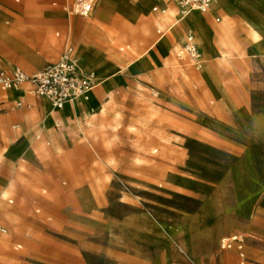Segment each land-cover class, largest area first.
<instances>
[{
	"label": "rangeland",
	"instance_id": "1",
	"mask_svg": "<svg viewBox=\"0 0 264 264\" xmlns=\"http://www.w3.org/2000/svg\"><path fill=\"white\" fill-rule=\"evenodd\" d=\"M73 1L0 0V71L71 47L112 81L49 129L38 103L19 124L0 91V264H264V0H217L168 30L176 0H96L84 17ZM188 29L200 69L178 56ZM91 70L92 95L108 77Z\"/></svg>",
	"mask_w": 264,
	"mask_h": 264
},
{
	"label": "built area",
	"instance_id": "2",
	"mask_svg": "<svg viewBox=\"0 0 264 264\" xmlns=\"http://www.w3.org/2000/svg\"><path fill=\"white\" fill-rule=\"evenodd\" d=\"M215 0H178L177 5L182 18L192 11L205 12L209 10ZM96 0H74L69 13L87 16L92 11ZM180 58H187L196 68H200L203 61L201 53L192 34L187 33L183 46L179 51ZM28 85V91L35 97L48 99L51 104L60 109L72 98L83 96L98 85V80L92 72L83 70L69 47L63 51L57 60L45 64L34 73H26L19 68L0 71V90L19 89ZM22 103L16 102L20 107ZM7 232L0 224V235ZM240 242L237 235L222 239L221 247H230L231 242ZM240 247V246H239ZM240 264H244L241 260Z\"/></svg>",
	"mask_w": 264,
	"mask_h": 264
},
{
	"label": "crops",
	"instance_id": "3",
	"mask_svg": "<svg viewBox=\"0 0 264 264\" xmlns=\"http://www.w3.org/2000/svg\"><path fill=\"white\" fill-rule=\"evenodd\" d=\"M118 1H120V0H99V2H98V4L100 5V7H102L103 9H113L114 7H116V5H115V3L116 2H118ZM176 2V1H175ZM107 3L108 4H110V7L107 5ZM215 3H217V0H215L214 2H213V4H215ZM225 2H223L222 3V5L224 4ZM221 5V6H222ZM212 7V6H211ZM219 8H221V7H217V8H212V9H219ZM152 10L153 11H155L156 10V7H153L152 8ZM201 13V12H200ZM202 14H204V13H202ZM78 16V15H77ZM187 17V16H186ZM185 17V18H186ZM185 18H183V19H179V16H178V19L177 20H175V21H173L172 23H169L170 25H169V27L167 28V30L172 26V25H176L177 23H179V22H183V20L185 19ZM158 19V20H157ZM150 21H152V22H155L157 25L159 24V15L158 14H154V15H152V17L149 19ZM220 20H222V19H220ZM220 20H216V21H220ZM215 21V22H216ZM77 23V21H74L73 22V24L72 25H75ZM217 23V22H216ZM208 24H209V20H208V17L206 16V15H204V18H203V27H206V29H207V27H208ZM188 25H186V24H184L183 25V29L182 30H184L186 27H187ZM189 27V26H188ZM218 28V27H217ZM208 30V29H207ZM156 33H161V30H159V29H156ZM187 33H190V34H192V36L194 37V34L192 33V31L191 30H186V32H185V35H184V39H185V36H186V34ZM163 36H162V34H161V36L157 39V41H156V43H159V41H160V39L162 38ZM212 40H213V45L212 46H214V44H216V45H220L219 44V42H217L218 41V32H217V30H216V33L214 34V36L212 35ZM184 39H183V41H182V46H183V42H184ZM194 40H195V37H194ZM195 43H196V40H195ZM152 45H155V43L154 44H152ZM196 45H197V47H198V50H199V52L201 53V58H202V61H203V65H205L206 66V63H207V59H206V57H205V55H204V53L200 50V47H199V45L196 43ZM182 46H181V48H182ZM153 48V47H152ZM151 48V49H152ZM88 53V52H87ZM75 55H76V58H77V60H78V63H79V65H80V67L82 68V67H85V68H82L83 70H85V71H90L92 68H100V74L102 75V76H105V75H107V77H108V79H107V82H106V85L105 86H102L101 87V89H98V91H96L95 93H93L92 95H91V97L88 99V100H86V101H81V100H69L70 102H68V104H67V106H66V109L65 108H60V109H54L51 113H49V114H47V112L43 109V99L44 98H38V97H35L32 93H30L29 91H28V89H29V86L28 85H23L21 88H19V89H11V90H6V92H8V91H10V94L9 95H5L4 93L2 94V97L3 98H6V99H8V100H12V99H16V102H18V101H20L21 103H22V105L20 106V107H17L16 106V109L14 110V115H13V117L17 120V122L19 123V124H23L24 126H27V119H26V117H25V112H24V109H23V107H26V108H30V107H32V106H35V104L36 103H38L39 105H40V107H41V109H42V113H43V127L44 128H46V129H49L50 128V124H51V122H52V120H54V119H57V120H60V121H62V120H64V119H66V118H70L72 115H74V114H76V113H78V112H80V111H82V110H86L87 112H90V111H92L93 109H94V106L96 105V103H97V100H98V97H99V95H100V93L104 90V89H106L111 83H112V81H111V77H109L110 76V74L109 73H107V74H105L104 73V71H105V65H104V63L102 62V60H101V58H98V57H96V56H92V55H90L89 53H88V55L95 61V63L92 65H89V64H87V63H85L84 61H83V63L84 64H82V62H80V59L78 58L79 57V55H78V53H76L75 52ZM60 56V55H59ZM58 56V57H59ZM80 57L82 58V55H80ZM58 59V58H57ZM57 59H55V60H57ZM179 59H183V58H179ZM55 60H53V61H55ZM53 61H50V62H53ZM47 63H49V62H46L45 64H47ZM44 64V65H45ZM82 64V65H81ZM43 65V66H44ZM42 66V67H43ZM41 67V68H42ZM40 68V69H41ZM39 69V70H40ZM200 69V68H199ZM32 73H34V72H32ZM30 74V73H29ZM97 78V77H96ZM97 80H98V85H99V78H97ZM97 85V86H98ZM96 86V87H97ZM0 91H3V90H0ZM5 92V93H6ZM35 103V104H34ZM25 117V118H24ZM4 118H0V123H3L4 122ZM3 121V122H2ZM18 147L19 146H12V147H9L7 150V154L6 155H4V157L5 156H12V155H14V154H16L17 152H18ZM6 150V149H5ZM1 225H3V224H1ZM4 226V225H3ZM17 247H19V245L17 246Z\"/></svg>",
	"mask_w": 264,
	"mask_h": 264
},
{
	"label": "bare ground",
	"instance_id": "4",
	"mask_svg": "<svg viewBox=\"0 0 264 264\" xmlns=\"http://www.w3.org/2000/svg\"><path fill=\"white\" fill-rule=\"evenodd\" d=\"M97 1H98V0H97ZM177 2H178V0H176V4H177ZM177 10H178V16H179V19H183V18H185V17L188 15V14H187L185 17L182 18L181 13L179 12L178 5H177ZM168 11H169V12H168ZM168 11H167V13H170V14H171L170 16L168 15V18L170 17V19H171L172 16H173V14H174V11H173L171 8H168ZM164 12H166L165 9H163L162 13H164ZM167 13H166V14H167ZM161 15H164V14H161ZM162 17H163V16H162ZM162 17L159 16V26H160V27H162V25H163V23H162V20H163ZM165 17H167V16L165 15ZM168 18H166V19H168ZM166 19H165V20H166ZM170 19H169V20H170ZM157 20H158V19H157ZM165 20H163V21H165ZM169 20H166V22H168ZM172 22H173V21H172ZM172 22H170V23H172ZM164 23H165V22H164ZM163 26H164V25H163ZM173 26H174V25H173ZM222 26H223L222 28H224V29H223L224 32L227 31V27L225 28L226 25L223 24ZM179 28H180V27H179ZM226 34H227V33H226ZM78 58L80 59V62H82V64H84L82 58H81V57H78ZM76 59H77V58H76ZM21 60H22V59H21ZM77 61H78V60H77ZM21 64H22L23 66H26V62H25L24 60L21 61ZM82 64H81V65H82ZM82 68H85V67H82ZM85 69H86V68H85ZM89 72H92V73L96 76V74H95L92 70H90ZM96 77H97V76H96ZM99 85H100V82H99ZM99 85H98V86H99ZM95 88H96V87H95ZM95 88H93L91 91H89L87 94H85V95H83V96H78V97L72 98V100H82V101H86V100H88L89 97H90V95H91V93L95 90ZM12 89H15V88H12ZM10 90H11V89H10ZM43 100L47 101V102L52 106V108L55 109V107L51 104V102H50L48 99H45V98H44ZM70 100H71V99H70ZM68 102H70V101H67L66 103H68Z\"/></svg>",
	"mask_w": 264,
	"mask_h": 264
}]
</instances>
